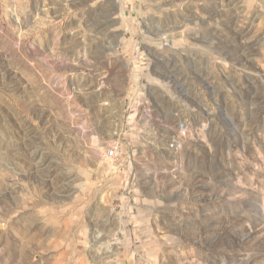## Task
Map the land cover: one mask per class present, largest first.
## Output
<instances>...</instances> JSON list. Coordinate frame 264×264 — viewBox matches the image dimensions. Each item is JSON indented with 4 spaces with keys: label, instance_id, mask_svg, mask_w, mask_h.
<instances>
[{
    "label": "rangeland",
    "instance_id": "1",
    "mask_svg": "<svg viewBox=\"0 0 264 264\" xmlns=\"http://www.w3.org/2000/svg\"><path fill=\"white\" fill-rule=\"evenodd\" d=\"M0 264H264V0H0Z\"/></svg>",
    "mask_w": 264,
    "mask_h": 264
},
{
    "label": "built area",
    "instance_id": "2",
    "mask_svg": "<svg viewBox=\"0 0 264 264\" xmlns=\"http://www.w3.org/2000/svg\"><path fill=\"white\" fill-rule=\"evenodd\" d=\"M124 151L122 147L117 143L113 142L106 147V151L102 156V162H111L116 161L119 158H122Z\"/></svg>",
    "mask_w": 264,
    "mask_h": 264
}]
</instances>
